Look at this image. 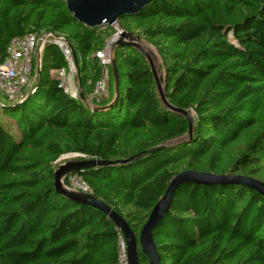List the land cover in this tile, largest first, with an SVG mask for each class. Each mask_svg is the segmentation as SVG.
<instances>
[{
    "label": "trees",
    "instance_id": "16d2710c",
    "mask_svg": "<svg viewBox=\"0 0 264 264\" xmlns=\"http://www.w3.org/2000/svg\"><path fill=\"white\" fill-rule=\"evenodd\" d=\"M118 22L156 50L169 103L195 114L193 134L159 99L139 50H116L119 90L92 107L50 75L69 63L46 44L36 91L25 101L0 100V264H119L115 225L56 193L63 155L115 162L166 145L140 161L71 175L129 224L140 264L148 263L140 232L177 174L264 182V0H153ZM42 32L73 46L84 94L93 93L105 71L97 54L116 29L86 27L63 0H0V63L13 40ZM35 79L33 88L37 72ZM154 241L160 264H264V197L243 185L182 184Z\"/></svg>",
    "mask_w": 264,
    "mask_h": 264
},
{
    "label": "water",
    "instance_id": "95a60500",
    "mask_svg": "<svg viewBox=\"0 0 264 264\" xmlns=\"http://www.w3.org/2000/svg\"><path fill=\"white\" fill-rule=\"evenodd\" d=\"M68 10L72 13L73 17L84 24L90 29H95L99 27H106L114 22H118L124 16H133L141 13L153 0H63ZM121 27V26H120ZM121 38L117 45L114 46L116 50L118 47H132L139 50L149 62L151 70L156 81L157 88L160 92V99L163 102V105L170 111L177 113L183 116L189 123V132L187 136L191 138L194 129V118L191 116L190 112L187 110L179 109L173 107L167 97L166 93L162 90L159 85L156 72L153 68L152 62L147 56V54L142 51L139 46L135 43L124 42L125 39L130 41L135 40L131 34L125 32L122 28ZM118 34L111 38L113 41L117 38ZM139 40V39H137ZM72 55L73 63L77 71L78 77L80 79V67L77 61L76 54L74 52L73 46L68 43ZM114 50V51H115ZM113 75L115 77V91L118 92L120 82L118 78V70L116 66V53L113 52ZM37 73L39 76V82L35 88H31L24 96V101L27 100L37 89L41 81V66L38 67ZM82 101H85L84 94L80 96ZM22 100V101H23ZM113 103V102H112ZM112 103L109 105L97 108L95 110H105L112 106ZM166 145H161L147 151L136 154L135 156L121 161H102L97 159L85 158V159H76L77 157H84L79 154H68L63 155L59 160L63 158H68L69 161L60 164L54 172V187L58 195L66 198L68 200L74 201L80 205L91 207L97 211L102 212L116 227L121 236L124 238L127 246L128 253V262L129 264H140L138 261V241L131 230L129 224L118 215L115 210L104 203L102 200L96 198L91 193H86L82 191H77L70 189L66 184L65 180L73 174L78 172H85L91 169H98L101 167H117L127 165L132 162L143 160L149 156H152L156 153H159L165 150ZM58 160V161H59ZM68 160V159H66ZM57 161V162H58ZM56 162V163H57ZM193 183L197 185L205 186H228V185H243L246 186L264 197V182L250 178L237 175H214L206 172H197L193 170L185 171L177 174L169 182L167 189L163 196L154 206L147 222L143 226L140 235H139V245L141 247L142 253L147 257V264H160L161 256L157 251L155 241H154V230L158 225L165 219L168 214L171 203L173 202L176 191L182 184Z\"/></svg>",
    "mask_w": 264,
    "mask_h": 264
},
{
    "label": "built area",
    "instance_id": "2783aa9c",
    "mask_svg": "<svg viewBox=\"0 0 264 264\" xmlns=\"http://www.w3.org/2000/svg\"><path fill=\"white\" fill-rule=\"evenodd\" d=\"M46 44L58 46L67 59L69 63L68 71L63 69L51 73H57L64 91L76 98L66 87L69 70L70 72L72 70L75 72L76 70L73 63L72 51L65 37L53 32H42L12 41L8 48L6 59L0 63V97H3L10 103L19 102L24 99L25 94L33 87L32 82L33 80L35 81V73L38 67L41 66L42 53ZM35 58L36 61H34ZM97 58L103 66L111 63L107 48L104 52L98 53ZM104 76L105 71L103 77L97 83L94 93L99 94L105 91L106 83ZM68 187L73 190L91 193L88 186L77 176L70 177V185ZM118 247L119 264H129L127 246L122 236L119 238Z\"/></svg>",
    "mask_w": 264,
    "mask_h": 264
},
{
    "label": "rangeland",
    "instance_id": "374dc122",
    "mask_svg": "<svg viewBox=\"0 0 264 264\" xmlns=\"http://www.w3.org/2000/svg\"><path fill=\"white\" fill-rule=\"evenodd\" d=\"M109 26H113L116 31H117V38L114 39V41L110 40L107 44V53L109 54V57L111 59V63L106 64L105 66V76H104V80L106 83V89L105 91H103L102 93L96 94V93H89L87 95L84 94L83 88H82V81L81 79H79L77 71L72 70L70 72L69 70V74H68V79L66 80V87L70 90L71 93L74 94V96L79 99L81 94H84L85 97V102L89 105H91L92 107L99 105L101 106L102 104L106 103L112 93V91L115 89V77L113 75V70H112V65H113V52L116 53V50L119 48H117L116 50L114 49V46L117 45V43L122 40L121 38V27L119 25V22H114L112 24H110ZM124 42H132L135 43L139 46V48L144 51L147 56L149 57V59L152 62L153 68L156 72L157 75V79L159 82V85L161 86L162 90L165 92V84H164V70H163V66H162V61L160 59V57L158 56L156 50L149 45L145 40H132L130 41L129 39H125ZM115 50V51H114ZM108 57V56H107ZM34 61H36V58L34 59ZM50 75H53L54 77H59L57 73H51ZM36 81V79H35ZM35 81L33 80L32 84L34 85ZM32 86V85H31ZM30 90V89H29ZM95 91V90H94ZM157 94L159 99L160 97V92L157 88ZM2 102H4L5 104H8L7 100H5L3 97H0ZM81 99V98H80ZM161 100V99H160ZM191 116L194 118L195 114L194 112H190ZM180 141L176 140L171 142L170 144H167L168 146H172L175 145L177 143H179ZM76 159H84L83 157H77ZM69 161L68 160H59L57 163H55V168L57 169V167L62 164Z\"/></svg>",
    "mask_w": 264,
    "mask_h": 264
},
{
    "label": "bare ground",
    "instance_id": "6f19581e",
    "mask_svg": "<svg viewBox=\"0 0 264 264\" xmlns=\"http://www.w3.org/2000/svg\"><path fill=\"white\" fill-rule=\"evenodd\" d=\"M113 41H114V40H113ZM66 159H69V157H68V158H63V159H61V161H62V160H66Z\"/></svg>",
    "mask_w": 264,
    "mask_h": 264
}]
</instances>
